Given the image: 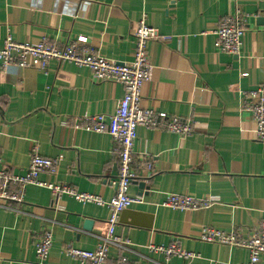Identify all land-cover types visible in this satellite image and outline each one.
<instances>
[{
    "label": "crops",
    "instance_id": "1",
    "mask_svg": "<svg viewBox=\"0 0 264 264\" xmlns=\"http://www.w3.org/2000/svg\"><path fill=\"white\" fill-rule=\"evenodd\" d=\"M238 8L250 16L242 53L222 54L216 24ZM143 16L170 40L148 44L154 72L142 88L141 108L191 119L195 132L182 138L138 130L134 167L148 177L150 192L133 183L129 195L143 202L130 209L153 215V228L119 222L116 235L126 244L112 246L106 264H250L246 249L206 243L200 235L210 226L235 229L245 239L264 220V142L256 141L253 119L241 109L243 93L264 85V0H0V49L9 36L61 47L83 37L90 52L129 62ZM123 96V85L97 81L73 63L51 61L46 72L10 66L0 76V169L23 175L37 151L56 162V174L40 180L112 200L118 174L113 139L78 125L86 116L113 114ZM169 194L217 203L178 211L162 206ZM111 213L67 195L56 201L51 190L28 186L22 204L7 209L0 202V264H40L35 243L45 230L54 231L48 264H82L64 248L94 251ZM173 244L196 259L149 249Z\"/></svg>",
    "mask_w": 264,
    "mask_h": 264
},
{
    "label": "built area",
    "instance_id": "2",
    "mask_svg": "<svg viewBox=\"0 0 264 264\" xmlns=\"http://www.w3.org/2000/svg\"><path fill=\"white\" fill-rule=\"evenodd\" d=\"M249 17L238 8L232 15L224 16L217 22L214 30L215 47L220 53L240 56L243 36L248 30ZM133 37L135 51L132 61L129 62L109 59L99 53L90 52L84 47L86 39L83 37L61 47L46 41L35 45L17 43L9 36L0 49V76L4 75L10 66L46 72L51 61H57L86 67L92 72L95 80L119 83L124 87V96L113 114L86 116L78 125L79 129L108 134L113 139L118 174L112 182L116 190L112 200L105 201L97 195L81 193L70 186L40 180V175L43 173L51 176L56 174V162L43 157L37 151L32 154L28 169L23 175L11 173L5 168L0 169V202L7 209H13V205L24 202V193L28 186L45 187L51 190L56 201L67 195L79 203L96 204L111 209L107 229L100 236V243L94 251L75 249L71 245L64 248L65 253L81 261L82 264H106L110 248L112 246L121 248L126 244L116 235V227L123 211L143 202L140 197L130 196L129 190L133 183L146 178L145 175L139 177L134 167L138 130L140 128L166 130L182 138L192 136L195 132L191 119L169 117L164 113L141 108L142 88L145 83L152 80L154 72L148 53V44L152 41H168L170 38L150 26L146 16H143L136 26ZM241 109L253 119L256 141L264 142V85L243 93ZM0 164H2L1 157ZM152 166L151 163L144 164L149 172L152 171ZM216 203L215 198L169 194L162 202V206L178 211L198 212L210 209ZM58 208L63 209L62 206ZM53 239L54 231L45 230L41 239L35 243V253L40 264H48ZM200 239L206 243L244 248L250 253V264H258L261 255L264 254V220L245 239H241L235 229L225 233L210 226L203 227ZM149 249L163 253L167 258L174 256L186 260L196 259L194 253L184 251L178 244L168 248L150 246ZM121 264H128L127 260H123Z\"/></svg>",
    "mask_w": 264,
    "mask_h": 264
},
{
    "label": "water",
    "instance_id": "3",
    "mask_svg": "<svg viewBox=\"0 0 264 264\" xmlns=\"http://www.w3.org/2000/svg\"><path fill=\"white\" fill-rule=\"evenodd\" d=\"M148 178H144L140 180L142 189L145 190V194L147 195L150 192V187L147 185ZM153 220L154 216L150 214H146L140 211H135L131 209H127L122 212L120 216V222L126 225H130L133 227H141L146 229L153 228ZM93 225L92 221L86 222V229L90 230Z\"/></svg>",
    "mask_w": 264,
    "mask_h": 264
}]
</instances>
